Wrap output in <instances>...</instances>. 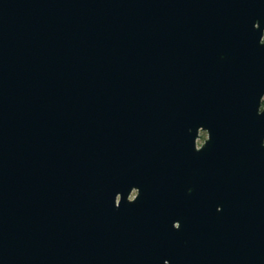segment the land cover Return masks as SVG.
<instances>
[{
  "label": "water",
  "instance_id": "water-1",
  "mask_svg": "<svg viewBox=\"0 0 264 264\" xmlns=\"http://www.w3.org/2000/svg\"><path fill=\"white\" fill-rule=\"evenodd\" d=\"M263 98L264 0H0V264H264Z\"/></svg>",
  "mask_w": 264,
  "mask_h": 264
},
{
  "label": "rangeland",
  "instance_id": "rangeland-1",
  "mask_svg": "<svg viewBox=\"0 0 264 264\" xmlns=\"http://www.w3.org/2000/svg\"><path fill=\"white\" fill-rule=\"evenodd\" d=\"M263 104H264V98H263ZM205 138H206V132L200 131L197 145H200L204 141Z\"/></svg>",
  "mask_w": 264,
  "mask_h": 264
},
{
  "label": "flooded vegetation",
  "instance_id": "flooded-vegetation-1",
  "mask_svg": "<svg viewBox=\"0 0 264 264\" xmlns=\"http://www.w3.org/2000/svg\"><path fill=\"white\" fill-rule=\"evenodd\" d=\"M262 103H263V101H262ZM199 133H200V131H199ZM198 139H199V137H198ZM198 139L196 140V146H197V148H199L200 145L203 143V142H202L200 145H197V141H198ZM204 140H205V139H204ZM134 194H135V192H132V193H131V195H130V198H131V199L133 198Z\"/></svg>",
  "mask_w": 264,
  "mask_h": 264
}]
</instances>
